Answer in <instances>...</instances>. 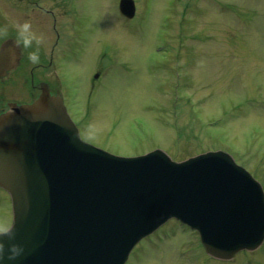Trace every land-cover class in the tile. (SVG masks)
Returning a JSON list of instances; mask_svg holds the SVG:
<instances>
[{"label": "rangeland", "instance_id": "rangeland-1", "mask_svg": "<svg viewBox=\"0 0 264 264\" xmlns=\"http://www.w3.org/2000/svg\"><path fill=\"white\" fill-rule=\"evenodd\" d=\"M52 1L70 36L63 82L82 140L124 157L161 149L175 161L226 150L264 183V0H134L133 20L122 17L120 0ZM38 10L12 7L10 24L28 19L50 32L53 14ZM12 222L0 190V229ZM126 264H264V243L223 261L197 231L170 220Z\"/></svg>", "mask_w": 264, "mask_h": 264}, {"label": "water", "instance_id": "water-1", "mask_svg": "<svg viewBox=\"0 0 264 264\" xmlns=\"http://www.w3.org/2000/svg\"><path fill=\"white\" fill-rule=\"evenodd\" d=\"M120 7L134 17L133 0ZM0 186L14 211L12 234L0 235V264H125L171 218L198 229L207 252L221 259L264 241V192L230 154L183 162L162 150L114 156L84 143L48 90L0 115ZM13 243L24 252L8 260Z\"/></svg>", "mask_w": 264, "mask_h": 264}, {"label": "flooded vegetation", "instance_id": "flooded-vegetation-1", "mask_svg": "<svg viewBox=\"0 0 264 264\" xmlns=\"http://www.w3.org/2000/svg\"><path fill=\"white\" fill-rule=\"evenodd\" d=\"M49 2H42V0H8L0 1V52L5 51L9 48V35L7 29L6 20H15L12 17V7H17V5L23 4L26 5L29 9H46V12L49 13V10L43 5H46ZM47 35V34H46ZM68 42L66 34L61 30L59 31L57 26L53 27V32L50 35H47L46 41L40 45V60L38 63H33L32 61L27 62L23 68V74L28 73L32 74L31 82L45 83L50 82V84L56 85L57 82H63L66 75L63 74V71L66 70V63L63 56H66L70 51V46L64 47ZM53 43V44H52ZM33 48L36 47V44H33ZM62 46V47H59ZM65 48V49H63ZM53 87V86H51ZM6 94H0L1 104L8 102V99L5 97ZM17 99L23 97L22 94H16ZM21 100V99H20ZM4 109L0 108V112Z\"/></svg>", "mask_w": 264, "mask_h": 264}, {"label": "clouds", "instance_id": "clouds-1", "mask_svg": "<svg viewBox=\"0 0 264 264\" xmlns=\"http://www.w3.org/2000/svg\"><path fill=\"white\" fill-rule=\"evenodd\" d=\"M16 39L15 43L17 46L23 49H31L28 52L29 58L33 63H38L40 60V45L46 41V36L43 32L37 30L34 27L31 20L25 19L23 21L15 22ZM35 42L36 47L33 49V43ZM12 234L7 228L0 229V235ZM11 250L7 253L8 260H16L24 252V248L16 243L11 244ZM6 246L3 242H0V261L5 260Z\"/></svg>", "mask_w": 264, "mask_h": 264}]
</instances>
